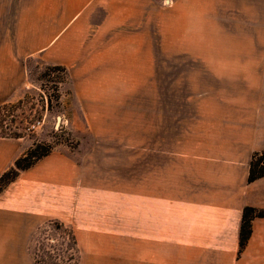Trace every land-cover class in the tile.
Segmentation results:
<instances>
[{
  "label": "rangeland",
  "instance_id": "374dc122",
  "mask_svg": "<svg viewBox=\"0 0 264 264\" xmlns=\"http://www.w3.org/2000/svg\"><path fill=\"white\" fill-rule=\"evenodd\" d=\"M149 1L139 57H94L72 74L90 58H26L29 87L0 105V136L53 144L76 173L2 264H35L49 220L73 229L71 264L221 262L182 232V213L204 206V185L227 183L238 140L264 150V0Z\"/></svg>",
  "mask_w": 264,
  "mask_h": 264
},
{
  "label": "crops",
  "instance_id": "0c3cea01",
  "mask_svg": "<svg viewBox=\"0 0 264 264\" xmlns=\"http://www.w3.org/2000/svg\"><path fill=\"white\" fill-rule=\"evenodd\" d=\"M149 3V0H0V105L20 99L28 89L24 63L28 57L40 54L52 58H90L82 69L69 70L71 74L86 73L94 57H139L140 48L134 43L140 41V34L135 32L139 30L135 26H139L141 9L149 7ZM261 143L264 148V138ZM30 145L24 137L0 136V176ZM233 148L236 155L229 163L227 183L213 180L212 185L208 183L211 186L204 185L202 193L210 198H206L203 207L196 204L193 212L182 213V232L197 234V249L219 250V264H264V218L252 220L251 236L238 255L244 207L264 209V176L249 183L253 146L238 140ZM75 173L70 158L53 150L21 171L0 192V249L22 248L30 221L40 216L44 205L60 204L62 193L70 192ZM182 175H189L192 185L198 177L194 170L183 171ZM164 177L167 180V172ZM202 193L199 192L198 198ZM191 200H195L193 196ZM148 209L151 227L152 203ZM183 239L185 248L188 238ZM1 253L2 264L6 259Z\"/></svg>",
  "mask_w": 264,
  "mask_h": 264
},
{
  "label": "trees",
  "instance_id": "16d2710c",
  "mask_svg": "<svg viewBox=\"0 0 264 264\" xmlns=\"http://www.w3.org/2000/svg\"><path fill=\"white\" fill-rule=\"evenodd\" d=\"M62 69L60 66L53 67ZM3 107L0 106V110ZM21 137L20 134H15ZM54 145L46 142H34L14 164L0 176V192L12 181L18 174L32 167L38 160L50 154ZM264 176V150L252 154L247 181L250 183ZM255 218H264V209H258L246 206L242 212L241 225L239 230L238 254L241 253L252 233V220ZM37 243V254L35 264H71L78 251L77 238L72 228L62 222L49 220L40 228L39 235L35 239ZM66 245L63 247V245ZM65 248V249H64ZM67 249H70L68 255ZM71 260V261H70ZM70 261V262H69Z\"/></svg>",
  "mask_w": 264,
  "mask_h": 264
}]
</instances>
